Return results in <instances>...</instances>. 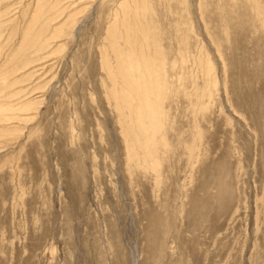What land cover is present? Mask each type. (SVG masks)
I'll return each instance as SVG.
<instances>
[{"label": "rangeland", "instance_id": "obj_1", "mask_svg": "<svg viewBox=\"0 0 264 264\" xmlns=\"http://www.w3.org/2000/svg\"><path fill=\"white\" fill-rule=\"evenodd\" d=\"M0 105V264H264V0H0Z\"/></svg>", "mask_w": 264, "mask_h": 264}, {"label": "bare ground", "instance_id": "obj_2", "mask_svg": "<svg viewBox=\"0 0 264 264\" xmlns=\"http://www.w3.org/2000/svg\"><path fill=\"white\" fill-rule=\"evenodd\" d=\"M121 64V62L119 63V65ZM123 64V63H122ZM121 64V65H122ZM120 70V69H119ZM114 73V72H113ZM121 78H123V77H121ZM128 88V87H127ZM132 92V91H131ZM116 99V98H115ZM16 107V106H15ZM14 106H2V105H0V119L2 120V121H4V120H8V119H10V118H13V116L11 117L8 113L9 112H13V111H19V112H24V111H26L28 108V105H24V106H22V107H20V108H15ZM143 115V114H142ZM18 116V115H17ZM134 116V115H133ZM136 116V115H135ZM16 117V116H15ZM143 118V117H142ZM15 119V118H14ZM0 120V121H1ZM12 120V119H11ZM139 121V120H138ZM147 122V121H146ZM150 123V122H149ZM136 124V123H135ZM147 124V123H146ZM145 125V124H144ZM137 126V125H136ZM136 126H133V127H136ZM131 127V126H130ZM138 127V126H137ZM140 128V127H139ZM135 129V128H134ZM2 130V129H1ZM131 130V129H130ZM133 130V129H132ZM137 130V129H136ZM142 130H143V128H142ZM3 131V130H2ZM132 132V131H131ZM135 132H137V131H134V133ZM142 132V131H141ZM146 132V131H145ZM1 134V133H0ZM143 136H144V134L143 133H141ZM134 135V134H133ZM144 138H145V136H144ZM133 139V138H132ZM139 139V138H138ZM137 139V140H138ZM146 139H147V137H146ZM145 139V140H146ZM134 141H136V139H134ZM140 143V142H139ZM145 144V143H144ZM135 145V144H134ZM145 146V145H144ZM147 147V146H146Z\"/></svg>", "mask_w": 264, "mask_h": 264}]
</instances>
